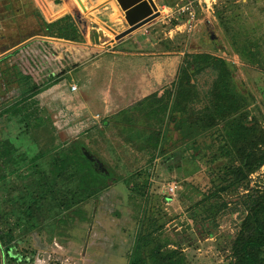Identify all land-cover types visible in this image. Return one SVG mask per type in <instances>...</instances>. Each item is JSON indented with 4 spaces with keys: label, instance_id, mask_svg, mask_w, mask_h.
I'll use <instances>...</instances> for the list:
<instances>
[{
    "label": "rangeland",
    "instance_id": "rangeland-1",
    "mask_svg": "<svg viewBox=\"0 0 264 264\" xmlns=\"http://www.w3.org/2000/svg\"><path fill=\"white\" fill-rule=\"evenodd\" d=\"M6 1L8 0H0V6ZM164 1H169L173 7H168L163 0H157L161 15L139 29L138 32H142L138 35L140 38H124L122 41H116L115 35L101 22L108 23L118 32L126 29L128 23L124 19L109 23L94 14L92 11L101 4L96 3V0H84L89 7L88 11H84L77 0H18L14 3L15 7L18 3L31 6L38 4L39 11H31L26 27L30 30V36L42 33L38 35L42 38H30V45L21 50L14 61L20 70L30 74L36 82H48L51 75L60 78L58 84L35 97L41 101L46 99L50 114L53 116L56 112L58 115L55 132L49 126L41 129L44 141L50 145L53 141L61 143L80 138L91 149V153L115 172L114 181H110L109 187L102 193L112 197V203L103 205L108 207L110 216L115 217L118 222L106 235V243L95 244L93 247L90 244L93 239L90 228L93 223L91 214L95 210L94 199L83 204L82 215L77 213V225L75 221L71 227L73 213H66V217L57 220L61 222L57 223L59 232L57 230L56 234L46 224L50 220L47 217L41 219L34 211L40 225L46 227L41 232L34 231L45 238L43 252H51L55 237L63 245L60 251L62 258L69 259L71 264H129L137 235L145 228L162 241H182L184 252L192 264H228L220 246L234 236L237 225L245 215L244 210L240 208L216 219L219 223L217 227L210 220L200 219L204 214L199 210L196 214L193 205L204 198L199 190L206 192L210 186L206 166L185 157H180L174 171L170 172L162 169L161 157L150 164L148 154L138 151L127 142L125 135L121 136L120 125L112 127L115 124L112 115L119 110L138 106L141 100L136 92L125 87V83L128 84L125 73H135L134 70L144 63L140 58L147 57L140 53L157 52L159 62L164 63L168 57L171 70L167 77H163L162 82L168 86L167 89H171L177 80L185 53L210 52L224 57L234 65L237 88L242 93L254 96L255 100L250 108L264 126V69L245 62L241 53L245 38L258 43V48L264 50V0ZM189 4L197 13L196 21L192 20L189 11L183 10ZM2 9L0 12L6 13V9ZM43 14L46 15V24L42 20ZM63 14L72 18L79 34L57 37L52 21ZM7 16L8 13L4 16L3 25L9 30L5 25ZM95 17L100 20L96 21ZM173 20L178 23L172 25ZM7 29L4 28V31ZM99 30H103L104 35H100L96 42L93 35ZM233 38L237 44L233 43ZM171 43L174 45L172 48ZM247 47L251 48V45L248 43ZM252 48L257 49V44ZM3 77L5 82L10 78L8 75ZM213 78L211 71L202 73L198 77L199 88L207 90ZM74 83L78 86L75 91L71 89ZM165 92L166 89L162 88L156 93L161 97ZM59 102L60 105L54 108ZM138 113L142 116L139 108ZM106 118H109L107 126L103 123ZM6 126H0L1 130L5 131ZM168 136L176 140L179 133L172 129ZM171 149L174 150L172 146ZM148 172L151 175L146 183ZM262 172L264 166L254 176ZM134 173H137L135 179ZM13 177L14 181L9 182L10 188L0 186V225L5 231L14 227L15 216L10 212L20 207L18 204L13 205L11 201H19L20 189L28 181L23 170L13 174ZM173 183L174 190H171ZM135 184L143 187L139 188L143 193ZM100 205L98 203L97 207ZM33 207L36 208L34 205ZM195 217L198 222L193 219ZM207 231L213 232L212 235H208ZM34 232L24 234L21 230H15L17 238L21 240V245L17 247L22 253H29L37 247L33 240ZM124 233L130 242L126 244L127 249L122 251L120 247L123 245L119 240ZM170 246L173 247V244ZM12 250L13 246L10 251L5 252V257ZM83 252H94V260L83 259Z\"/></svg>",
    "mask_w": 264,
    "mask_h": 264
},
{
    "label": "trees",
    "instance_id": "trees-1",
    "mask_svg": "<svg viewBox=\"0 0 264 264\" xmlns=\"http://www.w3.org/2000/svg\"><path fill=\"white\" fill-rule=\"evenodd\" d=\"M164 4L173 7L169 1ZM177 23L172 21V25ZM244 40L241 46L244 61L264 69V50L251 39ZM233 43L237 44L235 38ZM248 43L251 48L247 47ZM255 44L257 49L252 48ZM233 67L224 57L210 52L185 53L173 87L166 89L164 96L158 97L154 93L140 100L138 106L113 114L115 124L112 127L120 125L121 136L125 135L127 142L148 154L150 164L161 157L164 171H174L180 157L204 164L210 186L206 192L199 190L204 198L193 205L195 213L203 212L200 219L210 220L217 227L216 219L243 209L245 215L234 236L220 249L228 264H264V172L254 176L264 166V126L250 108L254 96L238 90ZM206 71H211L214 78L211 86L202 91L198 77ZM27 78L30 88L25 90V100L34 99L60 81L57 75H51L44 83L36 82L31 76ZM31 107L30 117L37 112V108ZM103 122L105 126L109 125V118ZM172 129L179 133L176 140L168 136ZM56 147L59 154H43L42 161L36 155L26 162L14 161L8 148L0 149V186L9 187L12 174L34 165L33 171H25L28 181L20 189L19 201H11L20 206L12 209L10 214H14L15 225L22 227L24 234L37 226L38 216L41 219L47 217V220L60 217L58 220H61L66 213L82 215L83 204L106 190L114 179L113 169L107 167L108 173L98 169L85 154L84 148L91 149L84 140ZM147 174L146 183L151 175L150 172ZM135 185L143 193L139 189L143 187ZM12 230L5 231L0 225V239L5 243L13 240ZM212 233L207 231L208 235ZM129 264L192 263L184 252L182 241H162L151 232L141 231Z\"/></svg>",
    "mask_w": 264,
    "mask_h": 264
},
{
    "label": "crops",
    "instance_id": "crops-1",
    "mask_svg": "<svg viewBox=\"0 0 264 264\" xmlns=\"http://www.w3.org/2000/svg\"><path fill=\"white\" fill-rule=\"evenodd\" d=\"M15 1H18V0H8L5 3H3L2 6H0L3 9H6V13L0 12V15H1L0 27L3 26L2 21L4 23V16L7 13L9 16L6 17L7 21H6L5 25H7L8 28H11L9 26L15 27V25L18 22H20L24 19H26L27 20L26 22H28L29 18L31 17V11L32 10L37 11V12L39 11L38 4H35V6H31L29 4L25 5L22 3H18V6L15 7V5H14ZM96 1H97L96 3H101V4H99L98 7H96L92 11L94 14L99 15L103 20H105L109 23L113 22L114 20H123L124 19L126 21L124 11L121 9V7L119 6V4L116 0H96ZM163 2H164V0H163ZM45 14H43L44 17L46 16ZM44 17L42 19H43L44 24H46L47 19H46V17L45 18ZM20 18H23V19H20ZM52 27L56 28L55 32H56L57 37L69 36L68 34H76V33L79 34V32L77 31V29L75 28V26L73 24L72 18L68 14H65V15L63 14L62 16H59L55 20H53L52 21ZM16 29H14L13 34H16L15 33ZM11 30H13V29H11ZM138 31H139V29L134 31L130 35L126 36L125 40L132 39V38L133 39L134 38H140L141 36H138V35H139V33H142V32H138ZM29 32L30 31H28V34H26V36L25 37L23 36V37L24 38H42V37L38 36V35H41L42 33H39L38 35L35 34L33 36H30ZM23 37H20V38H23ZM44 37H46V35H44ZM93 37H94V35H93ZM148 38H151V37H148ZM20 51L21 50H19V48H17V47H14V49L10 51L12 53L11 54L12 57H10L11 60H9V61L11 62V66L14 68L11 70H10V68H8V70L6 72L7 75L10 76V78L8 79L7 82H5L7 84V87H6V85H4V87L2 89H0V101H1L2 97H5V98H7V103L12 104V106L17 105V106L22 107V106H24V104H25V106H26V104H28V105L33 106V107H39L40 110H43L44 117H46L47 116L46 110H47V103H48V102H46V99H43L42 101L40 100V98L31 99L29 97L30 94L27 93V96L29 98H27L25 100V94H24L25 90L30 88V82H29V79L27 78L28 76H30V74H25V72H23L24 70L21 71L20 68L18 67V64L14 61L16 58L15 56ZM140 54L143 56L145 55L147 57H145V58L141 57L140 58V59H143L144 63L141 65V67L139 69L134 70L135 73H131V72L125 73L126 82L128 83V84L125 83V87H127V90H133L134 92H136V94L139 96L138 98L142 100L143 98L156 93L158 90H161L162 88H163V90L168 88V86L164 85V82H162V80H163V77H167V74L170 72L171 69L169 68L168 57H166L167 61L164 63V62H159V60L157 58V55H158L157 52H142ZM151 55H153V56H151ZM4 60L5 59L0 60V63H2V61H4ZM147 60H149V61H147ZM12 63H13V65H12ZM170 65H172V64H170ZM9 67H10V65H9ZM154 80H155V82H154ZM140 92H142V93H140ZM143 92H146V93L143 94ZM59 105H60V102L55 104L54 108H56ZM53 116L55 118L58 117L56 112L53 114ZM43 141H44V139H43ZM54 143L56 145H58L60 142H58V143L54 142ZM42 146H44V144H42ZM7 147H9V146L6 143V141L4 140L2 133H0V149L5 150L4 148H7ZM10 147H12V145ZM40 147H41V144H39L38 146H33V147L32 146L25 147L27 149L23 150V154H22L24 162L30 161L36 155H38V159H40V161H42L43 158L41 156H43V154H48V152H47V148H40ZM39 150H40V152H39ZM42 150L44 152H42ZM24 151H26V153H28V156H26V154H24ZM29 165H32V164L30 163ZM33 167H34V165L32 167L31 166L30 167L25 166L23 168L25 171H33V169H34ZM103 192H101L96 198H93L96 201H94L95 210L93 209L92 214H91V219H92L93 223H91L90 233L92 234L93 239L90 241V244H92V247L95 244H101L102 242L106 243L107 242V241H105L107 239L106 235H108L109 231L114 226L118 225L116 218L110 216L108 207L103 205L104 203H112V201H111L112 197L108 196V195H102ZM98 203L101 204L99 207H97ZM71 213L74 214L73 216H71V227H72L75 221H76V225L78 224L79 216L76 212H71ZM64 217H66V215ZM61 218H62V216H61ZM58 219H60V217L59 218L53 217L51 220H54V222H51V220L46 221V224H48L52 227L51 230H53V229L55 230L54 234L57 233V230L59 232V227L57 228V223H60L61 221H57ZM43 228H46L45 225H39V226H36L34 229H31L27 232H29V233L34 232V231L41 232L43 230ZM146 229L147 228H145L143 231L145 233L146 232L148 233V230H146ZM45 231L47 232V229ZM118 232L122 233L120 230H118ZM58 234H60V233H58ZM53 239H54L53 242L55 241L63 247V245L55 237ZM33 240L35 241V244L37 246L45 247V245H46L45 238L43 239L42 237L38 236L36 234V232L33 233ZM119 241L123 245L120 247V250L121 249H122V251L126 250L127 249L126 244L128 242H130V240H129V238H127V235H125V233L122 234V237L120 238ZM47 242H49V241L47 240ZM93 254H95V253L94 252H92V253L91 252L90 253L89 252H83L82 258L87 259L89 261H93L94 260L92 258Z\"/></svg>",
    "mask_w": 264,
    "mask_h": 264
},
{
    "label": "flooded vegetation",
    "instance_id": "flooded-vegetation-1",
    "mask_svg": "<svg viewBox=\"0 0 264 264\" xmlns=\"http://www.w3.org/2000/svg\"><path fill=\"white\" fill-rule=\"evenodd\" d=\"M23 19V18H20ZM19 20V19H18ZM43 20V19H42ZM27 20L24 19L20 22H18L15 27L13 26H9L11 28H9V30L4 27V23L2 21V29H1V34H0V49L8 46L9 44L16 42L20 39V37H25L26 34H28V31H30L29 29H27L26 26H28L29 22H26ZM7 26V25H6ZM0 27V28H1ZM8 27V26H7ZM4 28L7 29L6 31H4ZM17 28V29H16ZM43 28V27H42ZM13 29V30H11ZM14 29H16V34H13ZM41 29V27L39 28ZM43 31V29H42ZM4 42L2 41L3 39ZM30 38H25L22 40H19L15 45H12L11 47H9L8 49L4 50V51H0V60L5 59L4 61H2V63H0V66H2V69L0 71V89H2L4 87V85L7 84L4 81V77L3 76H7V70L8 68L13 69L14 67L11 66V62L9 60H11L10 57L11 56V50L14 49V47L19 48V50H23L25 48H27L30 45ZM10 52V53H9ZM8 53V54H7ZM10 65V67H9ZM13 65V63H12ZM22 71V70H21ZM2 77V79H1ZM54 86V85H53ZM52 87V86H51ZM49 89V88H47ZM45 89V90H47ZM43 90V91H45ZM42 91V92H43ZM41 92V93H42ZM40 94V93H39ZM7 98L2 97L1 101H0V125H7L5 131L1 130L0 128V133H2V136L4 137V140L6 141V143L8 144L9 147H7L12 155V158H14V161L16 160H23V150H26L28 146H38L39 144H41L40 148H47V152L49 154H59V148H57L56 144L54 142H52L50 145H47L45 141H43V137L41 135V129L43 127H47L49 126L51 130H53V132H55L56 130V126H58L56 124L57 121V117H53L50 112L49 109L47 108L46 110V117H44V113L43 110H40L39 107H34L37 108V112L35 115L30 117V109H32V107L28 104H24V106H17V105H13L7 103ZM21 108H23V110L21 111ZM56 111V110H55ZM47 112H49V114H47ZM49 115H51V118ZM104 123V122H103ZM80 140V138L74 139L73 141H66V142H61L58 144L59 145H63L64 143H73ZM42 144H44V146H42ZM12 145V147H10ZM86 149V148H84ZM83 149V150H84ZM87 150V149H86ZM90 154H92L93 156L94 153H91L90 150H87ZM40 152V150H39ZM42 152H44L42 150ZM24 154H26V156H28V153H26V151H24ZM96 159H98V161H95V166H98L97 168L105 171L108 173V169L107 167L103 164V162L100 161L99 158H97L95 156ZM92 159V158H90ZM106 168V170L104 169ZM21 170L25 171L24 168H22ZM13 174L9 177L10 181L13 180ZM14 181V180H13ZM114 181V179L112 180ZM18 184V183H17ZM40 223L37 224V226H39Z\"/></svg>",
    "mask_w": 264,
    "mask_h": 264
},
{
    "label": "water",
    "instance_id": "water-1",
    "mask_svg": "<svg viewBox=\"0 0 264 264\" xmlns=\"http://www.w3.org/2000/svg\"><path fill=\"white\" fill-rule=\"evenodd\" d=\"M116 1L118 2L121 9L124 11L125 19L129 26L126 29H123L120 32H118L108 23H104L103 21L101 22L104 27L108 28L115 35L114 39L116 41H122L126 36L130 35L131 33L140 29L141 27L149 24L150 22H152L161 15V10L156 0H116ZM77 2L84 11H88L89 7L84 2V0H77ZM94 19L96 21L100 20L96 17ZM1 29L2 27L0 28V31ZM100 35L101 36L104 35L103 30H99V32L98 31L95 32L93 38H96V42H98V38ZM22 39L25 38L23 37L20 38L19 40ZM4 40L5 39H3L2 41L4 42ZM18 41L9 44L8 46L0 49V51H4L8 49L12 45H15ZM84 152L88 157L92 158L94 162L98 161V159H96L95 156L90 154L86 149H84ZM104 169L106 170V168ZM13 226L14 227H10L11 229H13L12 231L14 233V238L13 240H11L12 243L7 244L5 243L4 240L0 239V245L2 251V264H66L65 262H67V264H71L69 263V259L66 258L64 260L62 258L60 251L62 250L63 247L55 241L53 242L51 252L45 253L43 252L42 247L37 246L34 247L29 253L26 252L22 253L17 247V245H21V240L17 238V234L15 233L16 229L21 230L22 227L16 226L15 222L13 223ZM11 246H13L14 250H12L11 254H7L5 257V252L10 251Z\"/></svg>",
    "mask_w": 264,
    "mask_h": 264
},
{
    "label": "built area",
    "instance_id": "built-area-1",
    "mask_svg": "<svg viewBox=\"0 0 264 264\" xmlns=\"http://www.w3.org/2000/svg\"><path fill=\"white\" fill-rule=\"evenodd\" d=\"M207 3L210 4L211 2H207ZM183 10L184 11H186V10L189 11V13H190V15L192 17V20H195V21L198 20L197 19V13L194 11V9H193L191 4H189L187 6H184ZM77 88H78L77 84L74 83V84L71 85V89L73 91H75ZM170 189L174 190V183H173V185L170 186ZM0 248H1V245H0Z\"/></svg>",
    "mask_w": 264,
    "mask_h": 264
}]
</instances>
